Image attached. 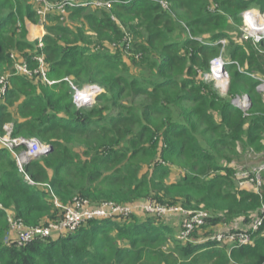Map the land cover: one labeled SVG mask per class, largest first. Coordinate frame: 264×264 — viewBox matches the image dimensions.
<instances>
[{"label": "trees", "instance_id": "1", "mask_svg": "<svg viewBox=\"0 0 264 264\" xmlns=\"http://www.w3.org/2000/svg\"><path fill=\"white\" fill-rule=\"evenodd\" d=\"M108 1L110 10L68 8L75 28L51 14L40 49L26 37V22L40 21L36 2L0 0V78L9 75L0 135L9 124L12 137L52 147L25 168L34 184L0 147V264H264V224L253 244L230 257L227 244L204 241L237 218L244 228L264 205V189L260 195L242 190L234 167L243 154L264 151V96L249 75L264 76V54L240 34L243 13L264 12V0ZM128 38L139 55L136 73L114 52ZM220 40H227L224 59L233 62L226 96L203 79L221 55ZM13 55L31 71L42 55L47 78L56 83L18 74ZM67 76L79 89L105 92L95 105L77 109ZM243 94L252 100L246 113L232 102ZM56 198L64 206L152 200L209 218L189 242L178 238L171 221L135 215L88 221L20 246L8 217L28 226L62 220Z\"/></svg>", "mask_w": 264, "mask_h": 264}, {"label": "built area", "instance_id": "2", "mask_svg": "<svg viewBox=\"0 0 264 264\" xmlns=\"http://www.w3.org/2000/svg\"><path fill=\"white\" fill-rule=\"evenodd\" d=\"M35 2L38 5L37 14L40 18L39 26L42 28L47 24L49 16L53 13L66 17L68 8L84 7L94 10H110V8H112V2L108 0H59L56 2H50L49 0H35ZM242 18L243 38L245 39L244 36H246L247 39L245 40L251 41L255 46L264 44V12L258 9H249L243 13ZM44 33L37 40L40 49L44 47L43 38L46 34ZM218 44L222 46L221 55L212 60L210 64V72L204 74L203 79L205 81H216L219 83L221 94L226 96L230 78L227 67L233 64V62L224 59L227 40H220ZM12 58L15 59V56L13 55ZM37 60L39 63V69L31 71L26 64L23 65L15 59V69L17 73L28 76L40 74L48 85L55 84L56 82H52L47 78L44 57L41 55ZM249 75L259 81L257 90L264 96V76L258 73H250ZM8 80L9 75L0 78V104L4 100ZM64 81L67 82L73 90V102L77 109L86 108L96 104L98 98L105 92L103 89H97L91 86H85L84 88L79 89L72 83L71 78L69 77L65 78ZM232 102L237 108L245 113L252 107V100L248 94L236 96L233 98ZM12 129V125L7 124L4 126V134L0 135V147L7 149L14 154L20 171L26 175V179L30 184H34L30 176L26 173L25 168L33 160L48 155L51 152L52 147L48 144H43L36 138H14L12 137ZM19 148L23 149L17 153V149ZM263 176L264 162L255 167H244L239 169L236 171L235 178L240 187L254 188L255 192L260 195V189L264 183ZM55 204L64 212V217L62 220L51 222L48 225L28 226L20 218L13 215L8 217L10 235L13 236L14 240H17L20 246H24L38 239L44 240L56 237L64 232H74L88 221L117 219L120 217H130L135 215L152 216L162 220L178 218L180 219L181 227L178 238L183 242H189L193 240V235L196 232L200 233L203 230L204 226H206V220L209 218V214L204 211L186 210L182 206L164 205L152 200L135 202L133 204L105 202L98 206H92L88 201L75 200L72 205L64 206L56 198ZM0 208H3L1 204ZM263 224L264 205L259 213H256L251 217V221L246 225V228H228L227 230L218 229L213 234L205 237L204 241L216 242L224 245L227 244L231 251L240 249L244 246L253 244L254 235L259 231Z\"/></svg>", "mask_w": 264, "mask_h": 264}, {"label": "rangeland", "instance_id": "3", "mask_svg": "<svg viewBox=\"0 0 264 264\" xmlns=\"http://www.w3.org/2000/svg\"><path fill=\"white\" fill-rule=\"evenodd\" d=\"M35 0H31V3L33 2L34 3ZM62 23H66L68 25H72V27H76V25L68 18V15L64 18V19H61L60 20ZM243 21V20H242ZM28 25V27H27ZM38 26L39 27V24H35L31 21H27L26 22V37L28 39L29 42L31 43H34L36 42L40 37H38V35H40V32H41V29L39 28H35V31H32L34 29V26ZM242 28H243V23L241 25V33L242 32ZM240 34L238 35L237 33H231V38H234V40L236 42H239V43H244V40L240 37ZM131 40H132V37L130 36ZM132 44L133 42L132 41H129V38L126 40V44L125 46H122L120 49L116 50L117 48H115V51L114 52H117L120 50V52L123 54L124 56V60L128 63L129 67H130V70L132 73H136L134 72L135 71V63L136 61H138L139 59V55H134L133 54V50H132ZM255 46V45H254ZM256 50L259 51L260 54H264V51H261L260 50V47L259 46H255ZM225 52H226V49H225ZM224 52V53H225ZM69 78H71V76H67ZM65 77V78H67ZM64 78V79H65ZM205 81V80H204ZM53 82V81H52ZM207 83H210V84H214L215 88L217 89V91L219 92V94L221 95V89L219 88V83H217L216 81H205ZM230 84H231V79L229 78V85H228V90H227V94L229 92V88H230ZM95 105V104H94ZM93 106V105H92ZM11 127V126H10ZM1 145V144H0ZM236 164L234 165V167L236 168V170L238 171L239 169H242L244 167L246 168H250V167H255L261 163L264 162V156H263V152H256L254 150H251V152L249 153V155H245L243 154V158H241L240 160H236ZM179 177L178 176H172V181H176V179H178ZM263 180H264V176H263ZM242 190H247V191H252V192H255V189L251 188V187H240ZM263 189H264V183H263V186L262 188L260 189V192L262 193L263 192ZM256 193V192H255ZM168 221H171L170 224H174V226L176 225L177 227L180 225V219L178 218H172V219H169ZM166 220V222H168ZM240 226H242V222L240 219H235L233 222H230V223H224L222 224L219 228V230H227L228 228H239ZM246 228V226L244 227ZM243 229V228H242ZM179 230H180V226H179ZM175 232H177L175 230ZM262 234L264 235V231L262 232ZM253 242H254V238H253ZM224 245V244H222ZM221 248L223 246H220ZM226 248V247H225ZM225 251L227 252V257H230V251L229 248L225 249ZM224 264V261L223 260H216V261H205L203 264ZM229 264H234V263H229Z\"/></svg>", "mask_w": 264, "mask_h": 264}, {"label": "crops", "instance_id": "4", "mask_svg": "<svg viewBox=\"0 0 264 264\" xmlns=\"http://www.w3.org/2000/svg\"><path fill=\"white\" fill-rule=\"evenodd\" d=\"M34 26V29L32 30V31H35V28H40L41 29V31H42V34L40 35V36H38V37H41L42 35H43V33L45 32V29L44 28H42L41 26H35V25H33ZM27 27H28V25H27ZM46 33V32H45ZM44 33V34H45ZM141 216V215H140ZM143 216V215H142ZM173 226H174V224H173ZM180 226V225H179ZM179 226L177 227L176 225L174 226L175 227V230L177 231L176 232V235L178 234V232H179Z\"/></svg>", "mask_w": 264, "mask_h": 264}, {"label": "bare ground", "instance_id": "5", "mask_svg": "<svg viewBox=\"0 0 264 264\" xmlns=\"http://www.w3.org/2000/svg\"><path fill=\"white\" fill-rule=\"evenodd\" d=\"M42 34V31L40 32V35ZM40 35H38V36H40Z\"/></svg>", "mask_w": 264, "mask_h": 264}, {"label": "water", "instance_id": "6", "mask_svg": "<svg viewBox=\"0 0 264 264\" xmlns=\"http://www.w3.org/2000/svg\"><path fill=\"white\" fill-rule=\"evenodd\" d=\"M245 37V39H247V37L246 36H244ZM52 150V149H51Z\"/></svg>", "mask_w": 264, "mask_h": 264}]
</instances>
